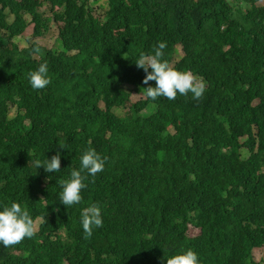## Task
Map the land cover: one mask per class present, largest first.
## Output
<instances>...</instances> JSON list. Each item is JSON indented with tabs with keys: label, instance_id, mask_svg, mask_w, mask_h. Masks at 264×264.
<instances>
[{
	"label": "trees",
	"instance_id": "1",
	"mask_svg": "<svg viewBox=\"0 0 264 264\" xmlns=\"http://www.w3.org/2000/svg\"><path fill=\"white\" fill-rule=\"evenodd\" d=\"M101 9L0 0V211L19 203L36 225L32 239L0 243V264H167L189 249L199 264L264 262L254 258L264 248V0H106ZM50 23L53 49L14 42L30 24L34 37L50 36ZM161 41L174 69L206 83L201 100L131 101L128 86L155 87L135 61ZM42 63L51 83L33 90L27 73ZM89 148L107 157L104 171L67 208L58 181ZM57 153L60 172L33 163ZM93 203L103 226L86 240L81 213Z\"/></svg>",
	"mask_w": 264,
	"mask_h": 264
},
{
	"label": "clouds",
	"instance_id": "2",
	"mask_svg": "<svg viewBox=\"0 0 264 264\" xmlns=\"http://www.w3.org/2000/svg\"><path fill=\"white\" fill-rule=\"evenodd\" d=\"M166 48V42H158L157 45H153L152 54L142 52L135 61L136 67L143 69L146 74L143 84L148 85L151 81L155 82V87L142 88L141 92L153 101L160 97L175 100L178 94L182 96L191 94L192 99L201 100L206 91V83L191 71L181 72L174 69L164 58ZM33 52L39 54V47L34 48ZM27 78L33 90H42L51 83L46 63L40 64L37 70L29 71ZM106 161L107 157H102L94 148L85 150L80 156V169L73 168L70 178L58 181L62 189L59 193V201L67 208L79 205L83 200L82 191L88 188V183H86L88 177L94 178L103 172ZM33 163L38 169L43 168L50 174L61 171L59 153L51 159L46 158L44 161L37 159ZM81 224L86 240L92 237L94 228L103 226L102 210L98 203H93L82 210ZM35 234L34 219L19 203L13 202L10 206H4L0 211V243L4 247L18 245L25 238L32 239ZM167 264H199V257L195 251L189 249L183 251L182 254L167 258Z\"/></svg>",
	"mask_w": 264,
	"mask_h": 264
},
{
	"label": "rangeland",
	"instance_id": "3",
	"mask_svg": "<svg viewBox=\"0 0 264 264\" xmlns=\"http://www.w3.org/2000/svg\"><path fill=\"white\" fill-rule=\"evenodd\" d=\"M90 2L93 5V7L96 9V14L98 16H100L102 14V9H101L102 5H104V4L106 5V0H100V1L99 0H90ZM47 10H48L47 7L40 9V11L42 12L43 17L45 19H47L48 16L50 15L47 12ZM9 19L13 20V17H10ZM27 19H29V17H27ZM55 25L56 24H54V23L49 24V27L53 31V33L50 34V36L44 35L43 37L41 36V37L37 38V37H34L32 35L33 24H30V26L26 29V31L24 33L25 37H18L14 42L18 45H21V47H23V48L39 47V48H51V49H53L55 47V40H56V37L58 36V32H59L58 28H56L57 26L55 27ZM178 52L180 55H182L181 48H179ZM132 88H133L132 86H128V89L132 91V94H131V101L132 102H138V101L143 100L145 98V95L143 94V92H141V94H140V92L133 91ZM154 111L155 110L153 107H148V109H146L142 115L147 117L150 114L154 113ZM243 156L247 157L248 154L244 153ZM188 234L190 236H196L199 234V230L195 229L194 227H190ZM263 257H264V248L256 249L254 251V258L256 261H260V259ZM259 264H264V262H261Z\"/></svg>",
	"mask_w": 264,
	"mask_h": 264
}]
</instances>
